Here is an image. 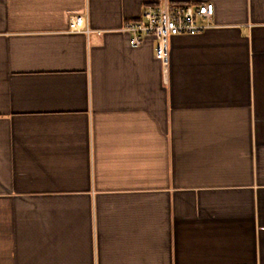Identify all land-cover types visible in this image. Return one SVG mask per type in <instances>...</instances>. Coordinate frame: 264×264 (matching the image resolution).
<instances>
[{
    "label": "crops",
    "instance_id": "obj_1",
    "mask_svg": "<svg viewBox=\"0 0 264 264\" xmlns=\"http://www.w3.org/2000/svg\"><path fill=\"white\" fill-rule=\"evenodd\" d=\"M0 264H264V0H0Z\"/></svg>",
    "mask_w": 264,
    "mask_h": 264
},
{
    "label": "built area",
    "instance_id": "obj_2",
    "mask_svg": "<svg viewBox=\"0 0 264 264\" xmlns=\"http://www.w3.org/2000/svg\"><path fill=\"white\" fill-rule=\"evenodd\" d=\"M214 15V4L185 1H165L163 4L149 5L141 17L125 22L120 31L128 35L132 47L144 43L148 36L155 41V57L161 62L164 72L169 64V41L179 34L196 35L210 28ZM71 31L90 33L88 21L83 16H72Z\"/></svg>",
    "mask_w": 264,
    "mask_h": 264
}]
</instances>
